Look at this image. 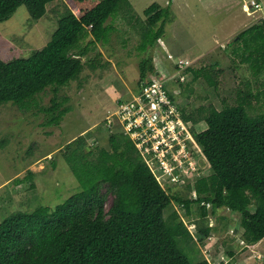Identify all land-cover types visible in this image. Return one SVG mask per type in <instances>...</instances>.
I'll use <instances>...</instances> for the list:
<instances>
[{
  "label": "trees",
  "instance_id": "16d2710c",
  "mask_svg": "<svg viewBox=\"0 0 264 264\" xmlns=\"http://www.w3.org/2000/svg\"><path fill=\"white\" fill-rule=\"evenodd\" d=\"M54 1L0 0V23L21 6L31 21H38L45 15L46 5ZM120 1L98 0L79 18L65 8L43 48L26 58L0 59V106L10 103L28 109L37 95L52 88L51 105L42 111L48 118L45 125H58L68 109H61L56 93L78 78L89 63L81 60L88 59L96 44L107 43L106 23ZM124 3L129 7L127 0ZM168 10L154 3L143 11L139 51L152 48L164 35ZM88 36L92 39L82 45ZM236 41H243L249 52L242 62L251 63L255 72L260 65L264 68L263 20L240 32L232 44ZM138 69V87L156 73L150 57ZM249 98L238 96L234 106L218 112L211 109L204 117L206 128L198 134L192 131L209 174L196 179L192 187L196 197L189 201L164 191L122 135L119 141L109 137L111 152L92 151L87 146L88 132L75 138L65 146L63 159L81 190L54 209L18 211L2 220L0 264H191L177 240L188 244L193 239L201 244L212 237L215 227L202 222L223 208L240 216L236 232L243 235L244 242L258 243L264 238V114H247ZM181 114L187 120L183 110ZM107 195L114 198L108 209ZM173 202L186 215L202 220L193 233L174 212L170 220L163 219V212ZM198 223H202L200 228ZM214 261L203 258L194 264Z\"/></svg>",
  "mask_w": 264,
  "mask_h": 264
},
{
  "label": "rangeland",
  "instance_id": "374dc122",
  "mask_svg": "<svg viewBox=\"0 0 264 264\" xmlns=\"http://www.w3.org/2000/svg\"><path fill=\"white\" fill-rule=\"evenodd\" d=\"M97 1L55 0L46 5V13L38 21H31L25 7H19L10 19L0 23V59L8 62L26 58L40 50L56 30L65 8L79 18ZM242 1L248 0H127V7L121 0L106 23L109 27L107 43L96 44L88 53V59L81 60H89V63L78 78L56 93L57 101L62 103L61 109H68L58 125H45L48 118L42 111L51 105L52 88L37 95L28 109L10 103L1 105L0 222L18 211L31 212L38 207L54 209L81 190L63 159L65 146L88 132L87 146L92 151L98 148L111 152L109 137L121 140L122 129L116 123L107 128L105 119L114 112L116 102L130 100L136 95L138 66L146 57L151 58L155 69L165 73L171 72L180 60L191 64L187 83L181 87L176 102L196 134L206 128L204 117L211 109L218 112L234 106L238 96H250L246 108L249 116L264 114V68L260 65L255 72L251 63L242 62L249 55L243 41L232 44L240 32L261 18L259 14L246 15L241 9ZM259 1L264 5V0ZM154 3L168 7L169 17L164 35L152 48L141 52L138 48L145 21L143 11ZM91 39L88 36L82 45ZM91 62L94 67L90 66ZM193 74L196 75L194 79ZM145 160L149 170L157 174V180L154 178L159 186L182 200L195 198L192 186L196 179L209 174L208 164L201 157L196 160L199 174L187 178L191 182L167 185L157 165ZM113 199L107 195L106 209ZM192 210L198 211L197 207ZM173 212L188 229L202 222L194 215H186L176 202L163 212V219L170 220ZM206 221L202 223H213L215 228L213 236L203 243L193 239L188 244L185 240H177L179 249L191 264L211 257L215 263L224 258V264H264V240L252 249H248L251 245L247 242L240 245V239H244L236 232L240 222L238 214L223 208ZM233 235L240 238L235 239ZM260 248L262 255L256 252ZM245 250L251 253L252 262L245 260ZM227 252L238 253L241 261L229 258Z\"/></svg>",
  "mask_w": 264,
  "mask_h": 264
},
{
  "label": "built area",
  "instance_id": "2783aa9c",
  "mask_svg": "<svg viewBox=\"0 0 264 264\" xmlns=\"http://www.w3.org/2000/svg\"><path fill=\"white\" fill-rule=\"evenodd\" d=\"M242 10L249 16L260 13L259 19L264 21L262 3L248 0L242 4ZM190 65L188 61L180 60L171 72L155 69L159 75L149 74L140 91L128 101L116 102L114 112L105 119L109 129L114 123L120 126L122 135L130 140L148 168L145 159L157 165L167 185L191 182L187 178L199 174L196 160L203 157L190 121L184 120L176 102L181 87L187 83ZM141 153L144 154L141 156ZM151 172L157 180V174ZM209 226L213 227L212 223ZM193 229L194 226L188 230ZM240 240L243 245L244 241ZM224 261L222 258L216 264H224Z\"/></svg>",
  "mask_w": 264,
  "mask_h": 264
},
{
  "label": "crops",
  "instance_id": "0c3cea01",
  "mask_svg": "<svg viewBox=\"0 0 264 264\" xmlns=\"http://www.w3.org/2000/svg\"><path fill=\"white\" fill-rule=\"evenodd\" d=\"M137 90V89H136ZM213 236V235H212ZM235 239H237V237H235V236H233ZM264 240V238L261 240V241H259L258 243H256V244H254V245H251V247H249L248 249H252V248H255L257 245H259V244H261V242ZM213 241H216V239L215 240H213ZM253 246V247H252ZM216 249H218V248H216ZM215 249V250H216ZM257 253H259V254H261L260 252H261V248L260 249H258L257 251H256ZM228 254L230 253V252H227ZM244 255H245V260L246 261H249V262H252V260H253V258H252V255H251V253L250 252H248L247 250H245V253H244ZM262 255V254H261ZM248 256H251V258L249 257V260H247L248 258ZM231 257H233V258H235V260L238 262V261H241V260H239V254L238 253H234L233 252V255L232 256H230L229 255V258H231ZM232 258V259H233Z\"/></svg>",
  "mask_w": 264,
  "mask_h": 264
},
{
  "label": "clouds",
  "instance_id": "9594fccd",
  "mask_svg": "<svg viewBox=\"0 0 264 264\" xmlns=\"http://www.w3.org/2000/svg\"><path fill=\"white\" fill-rule=\"evenodd\" d=\"M258 2H260V1H258ZM244 3V1H242V3H241V9H242V4ZM243 11V10H242ZM244 12V11H243ZM245 13V12H244ZM246 14V13H245ZM258 14V13H257ZM247 15V14H246ZM259 15H261L260 13H259ZM249 16V15H248ZM254 17V16H253ZM259 21L261 20V19H258ZM139 86H141V84H139ZM138 88H140V87H138ZM139 91H140V89H139ZM138 93V92H137ZM136 93V94H137ZM125 101H128V100H125ZM184 223V222H183ZM184 226L187 228V226H186V224H184ZM213 228V227H212ZM189 231V230H188ZM190 233H193L192 231L190 232ZM235 237H237L236 235H235ZM237 238H240V237H237ZM242 238H243V235H242Z\"/></svg>",
  "mask_w": 264,
  "mask_h": 264
},
{
  "label": "water",
  "instance_id": "95a60500",
  "mask_svg": "<svg viewBox=\"0 0 264 264\" xmlns=\"http://www.w3.org/2000/svg\"><path fill=\"white\" fill-rule=\"evenodd\" d=\"M156 75H159L158 72L155 73Z\"/></svg>",
  "mask_w": 264,
  "mask_h": 264
}]
</instances>
